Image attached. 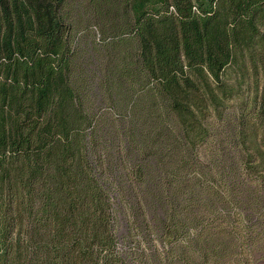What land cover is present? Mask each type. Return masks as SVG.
Listing matches in <instances>:
<instances>
[{"label":"trees","instance_id":"trees-1","mask_svg":"<svg viewBox=\"0 0 264 264\" xmlns=\"http://www.w3.org/2000/svg\"><path fill=\"white\" fill-rule=\"evenodd\" d=\"M0 264H264V0H0Z\"/></svg>","mask_w":264,"mask_h":264}]
</instances>
